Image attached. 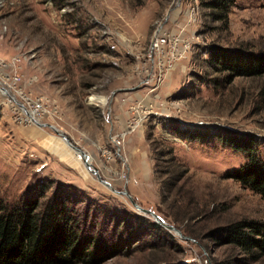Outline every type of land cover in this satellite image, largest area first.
Returning a JSON list of instances; mask_svg holds the SVG:
<instances>
[{
  "label": "rangeland",
  "instance_id": "obj_1",
  "mask_svg": "<svg viewBox=\"0 0 264 264\" xmlns=\"http://www.w3.org/2000/svg\"><path fill=\"white\" fill-rule=\"evenodd\" d=\"M208 13L199 0H0V60L20 59L17 87L44 98L48 112L22 126L0 92V205L44 201L66 187L116 221L155 222L119 194L127 191L190 240L162 227L168 245L147 248V233L102 264L243 258L207 235L243 220L264 224V200L227 177L249 161L228 139L255 140L264 162V77L228 82L209 51L264 53V0H236L228 26ZM158 39L166 43L155 47Z\"/></svg>",
  "mask_w": 264,
  "mask_h": 264
},
{
  "label": "trees",
  "instance_id": "obj_2",
  "mask_svg": "<svg viewBox=\"0 0 264 264\" xmlns=\"http://www.w3.org/2000/svg\"><path fill=\"white\" fill-rule=\"evenodd\" d=\"M199 1L209 12L207 16L212 23L228 26L236 0ZM209 57L211 67L225 75L228 82L236 78L264 77V53L213 47ZM228 142L246 153L249 161L227 177L264 200V162L256 155L255 140L242 136ZM41 188L44 191V186ZM41 198L44 197L12 209L0 205V264H102L120 255L126 242L134 237L135 243L142 242L150 233L149 241L145 242L149 245L147 248L156 247L158 242L168 245V239H172L156 222L139 216H135V224L116 221L112 214L105 215L102 208L86 201L80 192L66 187L59 188L44 201ZM207 238L244 256L226 264H249L264 257L263 223L235 222L213 230Z\"/></svg>",
  "mask_w": 264,
  "mask_h": 264
},
{
  "label": "built area",
  "instance_id": "obj_3",
  "mask_svg": "<svg viewBox=\"0 0 264 264\" xmlns=\"http://www.w3.org/2000/svg\"><path fill=\"white\" fill-rule=\"evenodd\" d=\"M166 43L165 40L158 39L155 47H159L161 44ZM20 62L19 58H15L12 62L7 63L0 60V92L3 95L11 96L15 103H12L13 109L16 113V121L22 126L39 125L42 120L47 116V109L44 98H38L33 100L29 98L17 84L21 81V76L14 70L17 63ZM11 76L5 74V70L11 69ZM7 91L9 94H6ZM16 93L21 96L22 102L16 100ZM12 94V95H11ZM115 144L121 143L117 140Z\"/></svg>",
  "mask_w": 264,
  "mask_h": 264
},
{
  "label": "water",
  "instance_id": "obj_4",
  "mask_svg": "<svg viewBox=\"0 0 264 264\" xmlns=\"http://www.w3.org/2000/svg\"><path fill=\"white\" fill-rule=\"evenodd\" d=\"M51 128H54L53 126H51ZM55 130H56V132L58 133V131H57V129L56 128H54ZM60 135L61 136H63L64 138H65V140H67L68 141V138L66 137V136H64L63 134H61L60 133ZM80 154H81V156L84 158V160H85V162H86V164H87V166L89 167V168H91L92 167V165L89 163V161H88V159H89V155H87L82 149H80V148H75ZM94 170V173L96 174V175H99V171L96 169V168H94L93 169ZM105 183V185H107V186H109V187H111V185L109 184V183H107V182H104ZM119 194H122V195H124V196H127V198L131 201V203H132V205L134 206V208L135 209H137L139 212H141L142 214H145V215H147V216H151L153 219H154V221L158 224V225H160L161 227H163V228H165V229H167L168 231H170V232H175L177 235H179L181 238H183L184 240H190V238H184L183 236H182V234H181V232L176 228V227H174V226H172V225H168L160 216H158L155 212H153V211H151V210H147V209H144V208H142L139 204H137L133 199H132V197L129 195V193L127 192V191H125V192H122V193H119Z\"/></svg>",
  "mask_w": 264,
  "mask_h": 264
},
{
  "label": "bare ground",
  "instance_id": "obj_5",
  "mask_svg": "<svg viewBox=\"0 0 264 264\" xmlns=\"http://www.w3.org/2000/svg\"><path fill=\"white\" fill-rule=\"evenodd\" d=\"M98 100L100 101L101 104H105V103H106L105 100L96 99V98H93V99H92L93 102H96V101H98Z\"/></svg>",
  "mask_w": 264,
  "mask_h": 264
},
{
  "label": "crops",
  "instance_id": "obj_6",
  "mask_svg": "<svg viewBox=\"0 0 264 264\" xmlns=\"http://www.w3.org/2000/svg\"><path fill=\"white\" fill-rule=\"evenodd\" d=\"M56 148H57V144L55 145V150H56ZM57 152H58V151H57ZM68 155H69V154L67 153L66 156H68Z\"/></svg>",
  "mask_w": 264,
  "mask_h": 264
}]
</instances>
